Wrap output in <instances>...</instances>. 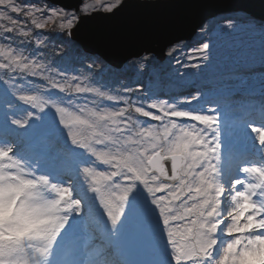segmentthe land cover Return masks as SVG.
Instances as JSON below:
<instances>
[{
	"label": "rangeland",
	"instance_id": "rangeland-1",
	"mask_svg": "<svg viewBox=\"0 0 264 264\" xmlns=\"http://www.w3.org/2000/svg\"><path fill=\"white\" fill-rule=\"evenodd\" d=\"M28 2L38 3L39 0ZM84 2L94 3V0ZM0 5L7 7L3 0H0ZM27 24L33 34L41 31L35 29L30 21H27ZM9 28L11 23L8 18L0 15V36ZM57 30V25L51 23L47 29L42 30L49 37L44 48H36L34 44L24 42L19 36L12 40L7 38L0 40V46H9L16 53L31 56L32 61L43 65L20 67L9 62L7 74L0 68V78L7 80L13 72L17 77H22L18 82L13 79V91L18 95H38L40 98L37 101L25 100L26 104L32 103L34 107L43 102L45 95L53 99L63 97L65 105L80 106L85 113L86 123L83 127L87 129L86 136L79 138L80 142L94 145L99 158L100 155L106 154L105 159L109 161L110 166L104 173L90 167L93 169L90 174L81 172L79 176L74 174L71 180H68L57 178L55 170L42 165L38 159L25 158L0 164V264H5L6 258L11 256L6 246L7 230L4 224L23 217L28 205L27 199H20V196L25 195L24 192H20L18 196L13 194L27 181H31L34 187L26 191L35 199L43 196L44 192H52L56 196V192L65 185L74 186L76 198L84 200L85 216L91 217L90 221L81 223L78 227L70 221L65 232L57 240L60 229L67 219L65 213L72 215L70 209L76 206L70 198V193L65 192L62 199L56 200L58 211L48 218L51 223L34 236L27 264H49L50 260L52 264H174L172 248L174 246L168 241L173 238L181 245L178 248L177 264L180 260L203 264V260L207 258L206 250L209 245L202 243L200 236L217 223L218 216L222 221L239 225L232 229L236 233H248L257 227L264 228V224H261V220H264V208L260 207V201L264 200V168L260 167L264 164V146L260 144L258 133L253 131L264 129V22H259L244 13L218 16L208 21L193 41L170 48L166 61L159 62L153 56H144L147 61L144 68L138 69L133 64L141 60L138 59L128 63L122 70L110 67L100 57L93 65V60L98 56L87 55L84 52L81 58L66 62L63 56L70 51L69 37L55 33ZM204 45H207V49L203 54L199 49ZM172 49L176 51L172 52ZM3 63L4 61L0 59V64ZM22 63L30 62L23 60ZM105 65L107 67L104 68ZM87 72L93 74L88 81L92 86L101 87L103 91L114 94L130 95V100H126L125 105L107 100L98 104L94 103L99 100L96 96L76 94L71 89L82 81H74L73 77L83 78ZM53 84L63 85V92L55 90ZM127 89L135 91L129 93L125 91ZM153 100H167L181 110L213 115L216 121L213 129L209 131L214 130L216 140L221 145L222 171L232 173L237 170V165L241 161L249 163L250 167L255 166V171L250 173L248 180L245 181L247 190L245 185L241 184L239 190L229 189L224 193L225 200L229 203L221 214V210L215 205L209 207L213 200L220 201L221 196L209 183L211 177L208 173L211 164L205 158L206 149L199 142L201 136L190 129H184L181 133L173 128H168L167 131L160 129L152 137L145 134L139 138L138 143L142 154L152 153L153 158L163 153L166 158L180 156L185 160L178 183L165 185L169 189L164 198L167 211L180 209L169 214L168 227L172 229V236H168L158 212L153 210L150 196L146 205L148 215L139 232L125 227L108 231L103 209L96 199V194L87 191L85 195L81 191V186L87 189L84 181L89 185L95 184L103 188L108 183L110 174L127 171L120 163V153L122 146L128 147V132L131 125L129 121L122 120L117 115L106 116L105 120L100 121L106 127L98 128L95 123L96 117L89 116L88 109L103 108L106 105L119 111L127 107L129 111L120 114H127L134 119L132 110L135 104L141 102L147 105ZM252 109L257 111L252 113L250 111ZM37 115L40 116L44 128L53 132L68 149L81 151L71 144L66 129L59 124L51 110L44 114L37 112ZM164 115L170 114L165 112ZM20 116L24 118L23 112ZM140 119L149 124L158 123L150 118ZM181 122L195 123L187 118ZM38 123V120L32 121L34 126ZM201 127L203 126L198 129ZM169 137H173V140H169ZM97 140L104 142L97 144ZM203 140L207 143V139ZM132 142H137L135 132L132 133ZM161 144H164L163 149L159 147ZM99 158L97 157L98 160ZM4 159V156L0 155V161ZM211 163H215V160ZM144 179L153 189H156L161 181L157 176L153 179L150 170H147ZM125 180L134 183L136 174L124 175L122 181ZM42 181L48 182L47 188H41ZM52 184L57 185L55 190L52 189ZM145 195H148L146 190ZM234 195L237 196V200L233 202ZM245 197H248L247 202ZM246 203L248 207H245ZM237 216L239 219H235ZM93 232L105 233L109 246L107 253L98 254L93 247L87 245V239ZM217 237L220 243H226L233 238L231 235H225V229L220 231ZM249 243L251 247L245 245L239 254H236L235 247L228 250L224 256V264H255V257L258 255L264 259V241L257 239L250 240Z\"/></svg>",
	"mask_w": 264,
	"mask_h": 264
},
{
	"label": "snow or ice",
	"instance_id": "snow-or-ice-1",
	"mask_svg": "<svg viewBox=\"0 0 264 264\" xmlns=\"http://www.w3.org/2000/svg\"><path fill=\"white\" fill-rule=\"evenodd\" d=\"M10 4V7L0 5V15L6 14L5 16L11 23V28L3 36H0V40H4L5 38L12 40L19 36L24 42L34 44L36 48H44L49 37L42 30L47 29L50 23L56 24L58 30L55 33L69 37L68 43L70 51L63 56L66 62H71L83 56L81 46L71 39L74 35V30L82 29L89 22L97 19L110 20L129 9V0H108V2H105V0H94V3H85L84 0H76L74 6L71 7L59 3L52 4L49 0H39L38 3H29L28 0H23V2L10 0ZM139 5L143 9H152L158 4L143 3ZM38 13L40 14L39 16L37 15ZM21 17L24 19H21ZM27 21H30V24L35 29L41 31L33 34L32 29L28 27ZM206 49L207 45H204L199 49V52L204 54ZM175 51L176 49H172V52ZM0 59L4 61L3 64H0V68L4 69L6 74L9 62L11 64H17L20 67H43L42 64L32 61L31 56H22L9 46H0ZM99 59V57H96L93 60V65ZM23 60H29L30 63L24 64L22 63ZM146 62V58L142 57L139 62H134L133 64L138 69H142L146 66ZM91 68L94 70L93 67ZM92 77L93 74L90 72L84 73L83 78L74 76V81L82 82L76 83L75 87L71 90L76 94H91L92 96L98 97L99 100L94 101V103L98 104L107 100L125 105L126 100H130V95L114 94L103 91L101 87L92 86L88 82ZM14 78L16 82L22 79V77H17L15 72L7 80L0 78V155H3L5 158L3 161H0V164L9 163L12 160H23L25 158L38 159L42 162V165L52 167L56 172L57 178L71 180L74 174L79 176L82 172L81 165L84 164L85 153L87 152L88 157H91L88 166L94 167L101 173L106 172V169L110 166L109 161L105 159L106 154L100 155L98 160L97 155L88 152L86 148L80 147V137L76 135L75 129L83 127L86 123L84 119L85 113L82 108L80 106L73 107L72 105H65L63 97L53 99L45 95L43 103L46 106L41 111L40 107H34L32 103H25V100L37 101L40 98L38 95H18L13 91L12 81ZM55 90L62 93L64 86L55 87ZM125 91L130 93L135 90L127 89ZM40 104L38 103L37 105ZM171 105L173 104H170L167 100H153L147 105L137 102L132 110L134 119L127 114H120L121 112L127 113L129 111L127 107H123L119 111L109 108L106 105L103 108L88 109V115L96 117L98 121L105 120L106 116L115 117L119 115L120 119L129 121L131 125L128 132V147L122 146L120 153V163L126 167L127 171H121L119 174H110L108 176V183L103 188L97 187L95 184L87 185V188L90 186L93 189L92 193L96 194V199L103 209L108 231H112L113 229L119 230L121 227H125L128 230L139 232L142 229L144 219L148 215L149 210L146 209V205L149 203L148 196H150V204L153 206V210L159 213V219L162 218L168 236H172V229L168 227L169 214L164 206V198L169 191L165 187L168 181L161 179L157 188L153 189L145 181L144 175L147 170L154 169L151 175L155 179L157 172H162L163 169H167L166 175L171 176L175 161L165 156H158L155 157V160H152V153H148L147 155L142 154L138 147L139 138H142L145 134L148 137H152L157 134L158 130L163 129L167 131L168 128L176 129L181 133H183L184 129H190L195 133L200 126H213L216 118L213 115L197 114L181 110L176 105L173 108ZM21 106L24 107L21 108ZM50 110L59 124L66 129L71 144L81 151L77 152L68 149L53 132L44 128L43 122L40 116L37 115V112L44 114ZM21 112H23L24 118H21ZM165 112H168L170 115L165 116ZM140 117L150 118L152 121L158 123L149 124L142 121ZM185 118L195 123H182L181 121ZM34 119L39 121L35 126L32 124ZM173 121L175 123H172ZM197 121L200 123L197 124ZM253 131L258 133L259 141L264 146V129H253ZM133 132L137 136V142L135 143L132 142ZM69 133H72V135L70 136ZM169 140H173V137H169ZM199 142L202 145L206 144L203 139ZM159 147L163 149L164 144L159 145ZM209 150L214 151L211 146H209ZM153 152H155V149H153ZM126 153L130 154L125 155ZM168 155H174V153H168ZM100 165H103V167H100ZM134 173L136 174L134 183L131 180L122 181L124 175L131 176ZM49 179H51L50 175ZM240 187L241 185H238L237 190ZM145 190L148 194L147 196L145 195ZM81 191L86 195L87 189H84L83 186H81ZM65 192H70L72 201L78 200V204L70 209L72 215L65 213L67 219L60 229L57 240L65 232L70 221L74 226L78 227L81 223L90 221L91 219L90 216H85L84 200L83 198H76L77 194L74 186L69 187L65 185L63 189H59L56 192L57 200L62 199ZM220 201L221 203L218 208L221 210V214H223L229 201L225 200V196H221ZM260 207L264 208V201L260 203ZM216 219L217 223L213 224L212 227L215 228L218 235L220 231L224 230L230 224V221H222L219 216ZM189 222L191 223V220ZM168 241L171 246H174L172 247L174 250L173 260L174 264H177L178 248L181 245L174 238L171 240L168 239ZM86 243L93 247L98 254H105L109 251L107 239L103 232H93L89 235ZM219 243L217 241L216 247L212 250V256L204 259L203 264H210V261L216 255ZM8 250L10 252L12 251L10 248ZM179 264H193V262L180 260Z\"/></svg>",
	"mask_w": 264,
	"mask_h": 264
},
{
	"label": "water",
	"instance_id": "water-1",
	"mask_svg": "<svg viewBox=\"0 0 264 264\" xmlns=\"http://www.w3.org/2000/svg\"><path fill=\"white\" fill-rule=\"evenodd\" d=\"M52 4L74 6L76 0H49ZM158 4L143 9L139 4ZM244 13L264 22V0H129V9L110 20L97 19L74 30L71 38L87 55L98 56L110 67L122 70L133 60L153 56L159 62L167 59L170 48L191 42L208 21L221 15ZM164 156L159 153L152 158ZM175 161L171 176L167 169L157 177L169 185L178 183L185 160ZM158 166V161L156 162ZM154 169H150L152 172Z\"/></svg>",
	"mask_w": 264,
	"mask_h": 264
},
{
	"label": "clouds",
	"instance_id": "clouds-1",
	"mask_svg": "<svg viewBox=\"0 0 264 264\" xmlns=\"http://www.w3.org/2000/svg\"><path fill=\"white\" fill-rule=\"evenodd\" d=\"M3 2L7 6H11L10 0H3ZM6 15V14H5ZM63 85L53 84V87ZM46 106L45 103H41L40 105H36V107H40V110L43 111V108ZM171 107H175V105H171ZM96 126L106 127V125H102L100 121H96ZM200 122L197 121V124ZM213 129L211 125H204L199 128L197 131V135L201 136L202 139H207V143L203 145V147L207 151V156L205 157L208 160V163L211 164V170L209 171V176L211 177L209 183L210 185L220 194V196H224V193L229 189L236 190L238 185L244 184L245 190H247V184L245 181L248 180V175L255 171V166H249V163L241 161L237 165V170H234L232 173H225L222 171L221 167V145L216 140V133L214 130L210 132L209 130ZM75 133L79 137L86 136L87 129L84 127H78L75 129ZM71 136L72 133H69ZM208 137H211L208 139ZM103 140H97V144H102ZM261 144V142H260ZM209 146H211L214 151L209 150ZM81 148H86L88 152L97 155L99 158V153L94 145L83 142L80 143ZM212 160H215V163H211ZM89 158L87 152L85 153L84 164L81 165L82 172L85 174H90L93 169L90 168ZM261 168H264V164L260 165ZM53 179H55L53 177ZM251 183V181H248ZM83 184L89 185L83 181ZM48 182L42 181L41 188H47ZM34 187L31 181H27L23 183L21 188L18 189L13 195L18 196L20 192H24V196H20V199H27L28 205L23 217H18L14 219L11 223H5L4 228L7 230V235L5 236L6 246L10 248L11 256L6 258L5 264H27V258L32 252V244L34 240V236L38 234V232L48 226L51 221L48 219L50 216L55 214L58 211L56 204V196L52 194V192H44L43 196L39 199L32 198L27 189ZM52 189H56L57 185L52 184ZM88 192H92L93 189L89 186L87 188ZM70 193V192H69ZM238 195V194H237ZM71 198V193H70ZM226 198V197H225ZM237 196H232V201H236ZM248 197H245V201L247 202ZM264 201L261 200L260 203ZM67 203V201H65ZM73 203L78 204L77 201H73ZM221 201L213 200V203L209 205V207H219ZM249 205L246 203L245 207ZM180 209L169 210L168 214H172V212H178ZM159 215V213H158ZM231 215V212L229 213ZM227 219V217H225ZM235 219H239V217H235ZM66 221V220H65ZM161 223L162 218L160 219ZM211 223V221H209ZM261 224H264V220H261ZM164 226V225H163ZM239 225L229 224L225 228V235H229L233 237L231 240H227L226 243H219V248L216 250L215 257L210 261V264H224V256L225 253L231 248L235 247L236 254H239L240 251L243 250L245 245L251 247L249 243L250 240H261L264 241V228L257 227L253 231L248 233H236L232 229L234 227H238ZM199 232V229H198ZM200 240L202 243H206L209 245L207 251V257L212 256V250L216 247L217 241H219L216 230L214 227L207 230V232L200 236ZM239 241V243H237ZM220 242V241H219ZM49 264H52V260L49 261ZM255 264H264V259L258 255L255 257Z\"/></svg>",
	"mask_w": 264,
	"mask_h": 264
},
{
	"label": "trees",
	"instance_id": "trees-1",
	"mask_svg": "<svg viewBox=\"0 0 264 264\" xmlns=\"http://www.w3.org/2000/svg\"><path fill=\"white\" fill-rule=\"evenodd\" d=\"M252 113H255L257 110L256 109H252L250 110ZM260 119V118H259Z\"/></svg>",
	"mask_w": 264,
	"mask_h": 264
}]
</instances>
